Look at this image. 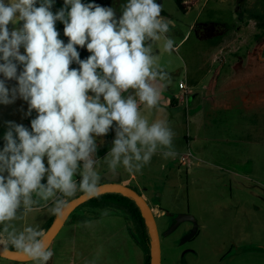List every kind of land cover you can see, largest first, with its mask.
I'll list each match as a JSON object with an SVG mask.
<instances>
[{
    "label": "rangeland",
    "instance_id": "obj_1",
    "mask_svg": "<svg viewBox=\"0 0 264 264\" xmlns=\"http://www.w3.org/2000/svg\"><path fill=\"white\" fill-rule=\"evenodd\" d=\"M183 1L185 11L176 0H157L162 5L161 16L170 22L166 35L175 44L174 50L165 51L162 38L153 42V52L169 75V81L162 82L167 90L180 93L179 83L185 82L202 100V112L197 117L192 112L187 119L183 107L170 111L163 106V97L157 108L149 110L142 105V115L149 123H168L175 134L176 155L164 158L161 149L140 172L129 173L122 165L116 172L121 182L131 179L129 187L148 195L151 207L157 203L164 212L156 217L162 264H264V94L261 100L251 101L241 84V79L249 78L245 85H264V0ZM82 2L112 7L119 18L127 0ZM63 6L64 0H55L53 13ZM22 24L10 23L8 27L12 30ZM55 27L66 44L63 23L57 21ZM77 51L81 60L91 55L86 47L77 46ZM249 52L260 63L244 67ZM16 85L15 80L6 81L9 89ZM212 94L213 101L207 102ZM160 107L162 115L158 117ZM27 112L28 104L20 98L9 105L0 104V142H5L8 122L31 126L38 113ZM114 128L109 131L112 141ZM111 147L108 142L97 151L101 184L107 182L105 174L110 171L103 158ZM187 155L189 160L183 163ZM44 162L47 166L46 158ZM42 182L46 183V178ZM80 193L65 199L68 202ZM187 212L197 221L198 234L192 242L186 238L193 222L175 227L179 214ZM52 217L47 208H41L11 225L17 230L39 226L45 233ZM50 250L53 256L48 264H141L142 260L134 220L122 208H99L94 202L72 213ZM0 264L21 263L0 258Z\"/></svg>",
    "mask_w": 264,
    "mask_h": 264
},
{
    "label": "clouds",
    "instance_id": "obj_2",
    "mask_svg": "<svg viewBox=\"0 0 264 264\" xmlns=\"http://www.w3.org/2000/svg\"><path fill=\"white\" fill-rule=\"evenodd\" d=\"M54 3L0 0V104L20 98L28 104L27 115L38 113L31 131L8 122L0 150V243L33 264H47L53 256L43 231L30 225L17 230L11 222L41 208L59 215L65 198L78 191L98 196L97 139L114 124L115 138L103 158L113 173L121 165L129 173L140 172L161 149L164 158L176 155L168 123H149L141 112L142 105L158 107L166 87L162 82L169 81L153 52V42L162 38L163 49L174 50L162 5L127 0L117 18L112 7L82 0H64L53 13ZM21 21L22 27L9 30L10 23ZM57 21L64 25L66 44ZM77 46L91 55L81 60ZM72 63L79 68H70ZM8 80L17 85L9 89Z\"/></svg>",
    "mask_w": 264,
    "mask_h": 264
},
{
    "label": "water",
    "instance_id": "obj_3",
    "mask_svg": "<svg viewBox=\"0 0 264 264\" xmlns=\"http://www.w3.org/2000/svg\"><path fill=\"white\" fill-rule=\"evenodd\" d=\"M105 179L107 180V182L101 184L100 193L98 196L105 194H120L134 201V203L141 212V215L145 221V225L147 227L148 234L150 237V264H162L161 239L156 221V214L153 208L149 205L147 199L143 195H141L140 193L129 187L128 185L121 182L120 174L118 172L115 173H113L112 171L106 172ZM93 198L95 197L88 198L83 193H81L77 197L67 202L63 211L59 215L55 216V219L51 224L50 228L44 233L43 239L49 248L56 239V237L59 235L61 230L63 229L64 225L66 224L72 213L77 208H79L80 206H82L83 204H85L86 202L90 201ZM187 221L193 222L197 227V221L195 217H193L190 214H179V220L177 221L175 227ZM195 233H196V228L194 229L193 234L187 236L186 240L187 241L191 240L195 236ZM0 258L21 264L31 262L30 260H27L23 256L18 255L15 252V250L8 248V246H7V250H5V245L1 243H0Z\"/></svg>",
    "mask_w": 264,
    "mask_h": 264
},
{
    "label": "crops",
    "instance_id": "obj_4",
    "mask_svg": "<svg viewBox=\"0 0 264 264\" xmlns=\"http://www.w3.org/2000/svg\"><path fill=\"white\" fill-rule=\"evenodd\" d=\"M254 51H256V50H254ZM250 54H251V56H250ZM253 56L256 59L252 60ZM261 60H263V59H261ZM255 63H260L259 58L256 57L255 54L252 55V53L249 52L247 64H245V63H242V64H243L244 67H246V65L248 67H252L253 64H255ZM247 79H249V78L241 79L242 89H244V91L246 90L245 91V93H246L245 95L251 96L249 98L251 101L254 100V99L261 100L262 97H260V96H262L264 94V88H261V87L264 86V85L261 82L256 83V84H252L251 83L250 86H249V84L245 85L244 82ZM256 87H257V90H253ZM261 89H263V90H261ZM179 90H180L179 91L180 93H174V92H170V90H167V87H164L163 90H162V97L164 98L163 106L168 107L170 111L171 110H176V108L179 109V108L183 107L185 112H186L187 119L189 118V114L192 113V112H193L192 115L194 117H197L196 115H198V114H200L202 112V108H203L202 100L200 98H198L197 94H193V93L190 94V96H188L187 100H185L184 99V92L180 88H179ZM213 95L214 94H212V96L210 95L211 97L209 99L208 98L206 99L207 102H212L213 101V98L215 97ZM247 96L245 98H247ZM252 96H256V97H252ZM197 99H198V102H197L198 104L194 105V108H193L192 106L197 101ZM203 101H205V99ZM161 109H162V107L157 109V116L158 117H161V115H162V112H160ZM196 110L199 113L198 112L194 113ZM111 134L112 133L109 132L106 136L97 139L98 150L103 145H105L106 143L112 142L113 137L111 136ZM101 141H103V143H101ZM188 160H189L188 155L187 156H183V158H182L183 163L188 161ZM122 182L124 184H126V185H130L131 184V179H126V180H123ZM143 196L147 199V201H149L148 195L143 194ZM158 206H159V204L156 203V205H154V207H152L154 211L158 212L156 214V217L164 215V212L163 211L160 212V209L158 208ZM137 230H138V233H139L140 246H141V256H142L141 264H146V260H147V257L149 255V252H150V247L147 245V243L145 241V235L143 233V230L142 229L139 230L138 228H137ZM1 244L5 245L4 243H1ZM25 264H31V262L25 263Z\"/></svg>",
    "mask_w": 264,
    "mask_h": 264
},
{
    "label": "trees",
    "instance_id": "obj_5",
    "mask_svg": "<svg viewBox=\"0 0 264 264\" xmlns=\"http://www.w3.org/2000/svg\"><path fill=\"white\" fill-rule=\"evenodd\" d=\"M176 2H177L178 7L182 11H185L184 1L183 0H176ZM256 18H257V20H259L257 16H256ZM262 19H263V15H262ZM259 26H260V28L263 27V23H259ZM71 65H72V68H77V66H78L75 63H72ZM18 70H22V67H18ZM26 128H28L31 131V126L26 127ZM4 143L5 142H0V145H2V147H4V145H5ZM76 179L78 181L80 179V177L76 176ZM77 196H75V197H77ZM75 197H73V198H75ZM73 198H71V199H73ZM71 199H69L68 201H70ZM91 202L96 203L99 208H106L109 206H117L119 208H122L134 220L137 228L139 230L140 229L143 230V233L145 235V241H146L147 245L150 247V237L148 234L147 227L145 225V221L141 215L139 208L136 206V204L134 203V201L132 199L124 197L120 194H105V195H101V196H98V197L91 199L90 201L86 202L82 206H85ZM55 216L56 215H53V217L49 220L48 225L46 227V230H48L50 228L51 224L53 223V221L55 219ZM8 248L14 250L11 245H8ZM146 264H150V252H149V255L147 257Z\"/></svg>",
    "mask_w": 264,
    "mask_h": 264
},
{
    "label": "built area",
    "instance_id": "obj_6",
    "mask_svg": "<svg viewBox=\"0 0 264 264\" xmlns=\"http://www.w3.org/2000/svg\"><path fill=\"white\" fill-rule=\"evenodd\" d=\"M179 88L184 92V99L187 100L188 99V96H190V94H192L189 91V88H188L187 84L185 82L181 81L179 83Z\"/></svg>",
    "mask_w": 264,
    "mask_h": 264
},
{
    "label": "flooded vegetation",
    "instance_id": "obj_7",
    "mask_svg": "<svg viewBox=\"0 0 264 264\" xmlns=\"http://www.w3.org/2000/svg\"><path fill=\"white\" fill-rule=\"evenodd\" d=\"M128 186H130V185H128ZM187 214H189V213L187 212ZM195 228H196L195 236H194L189 242H192V241L195 239V237L197 236V234H198V228H197L196 225L194 224V226H191V229H190V231L188 232L187 236H190L191 234H193ZM227 256H230V255H227ZM224 257H225V256H224Z\"/></svg>",
    "mask_w": 264,
    "mask_h": 264
}]
</instances>
